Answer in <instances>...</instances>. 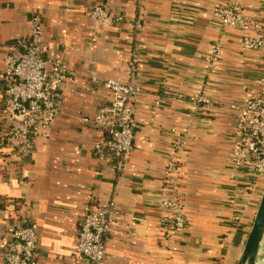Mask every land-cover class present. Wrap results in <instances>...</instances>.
Wrapping results in <instances>:
<instances>
[{
    "label": "crops",
    "instance_id": "1",
    "mask_svg": "<svg viewBox=\"0 0 264 264\" xmlns=\"http://www.w3.org/2000/svg\"><path fill=\"white\" fill-rule=\"evenodd\" d=\"M237 1L264 25V0H0V76L32 17L43 26L46 57L76 75L64 85L59 114L48 136L36 139L31 161L18 167L0 159V264L5 228L18 211L38 233L32 264H76L80 220L111 200L115 220L105 264L239 262L264 179L232 162L231 107L258 92L264 55L243 51L240 33L213 16L217 5ZM95 5L124 20L95 25ZM140 11L142 27L135 31ZM215 43L222 55L210 69L206 59ZM133 58L141 88L136 139L125 171L117 173L108 155L94 149L104 133L94 116L111 98L103 82L126 79ZM196 93L212 103H194ZM3 96L0 78V111ZM182 134L184 143L174 148ZM167 173H176L186 203L187 226L176 232L161 224Z\"/></svg>",
    "mask_w": 264,
    "mask_h": 264
},
{
    "label": "built area",
    "instance_id": "2",
    "mask_svg": "<svg viewBox=\"0 0 264 264\" xmlns=\"http://www.w3.org/2000/svg\"><path fill=\"white\" fill-rule=\"evenodd\" d=\"M143 0H138L142 5ZM142 11V10H141ZM135 23L141 30L142 12ZM221 26L240 33L243 51H260L264 55V25L249 15L240 2L217 5L213 10ZM91 21L105 28L122 22L113 17L105 5H95L90 12ZM206 59L208 68L215 67L222 55L219 43L211 47ZM43 26L38 17L29 20L28 35L11 44L0 76L3 83V107L0 111V159L6 164L23 167L34 155L36 139L48 136L59 114V102L64 85L72 81L75 73L60 60L45 55ZM137 60L133 58L124 70L126 79H108L103 82L110 101L94 116L101 128L102 140L94 147L97 153H106L112 160L113 170L125 171L134 149L136 122L134 105L141 91L136 81ZM192 101L198 105L212 102L203 93H196ZM235 114V131L231 150L232 162L239 171L253 173L264 179V77L258 81V92L241 105L231 107ZM184 143L183 134L174 142V148ZM170 171H175L172 162ZM176 173H167L161 206L164 209L162 226L170 232L185 228V200L178 189ZM116 204L113 200L88 211L79 222L76 264H105L106 238L115 220ZM5 264H32L39 237L31 219L18 211L5 228L2 237Z\"/></svg>",
    "mask_w": 264,
    "mask_h": 264
},
{
    "label": "water",
    "instance_id": "3",
    "mask_svg": "<svg viewBox=\"0 0 264 264\" xmlns=\"http://www.w3.org/2000/svg\"><path fill=\"white\" fill-rule=\"evenodd\" d=\"M255 213L253 225L245 243L242 256L237 264H254L257 251L261 249L264 239V189Z\"/></svg>",
    "mask_w": 264,
    "mask_h": 264
},
{
    "label": "bare ground",
    "instance_id": "4",
    "mask_svg": "<svg viewBox=\"0 0 264 264\" xmlns=\"http://www.w3.org/2000/svg\"><path fill=\"white\" fill-rule=\"evenodd\" d=\"M264 239L262 242V247L260 251L258 250L255 256L254 264H264V259H263V249H264Z\"/></svg>",
    "mask_w": 264,
    "mask_h": 264
},
{
    "label": "rangeland",
    "instance_id": "5",
    "mask_svg": "<svg viewBox=\"0 0 264 264\" xmlns=\"http://www.w3.org/2000/svg\"><path fill=\"white\" fill-rule=\"evenodd\" d=\"M262 79V78H261ZM264 245V244H263ZM263 259H264V249H263Z\"/></svg>",
    "mask_w": 264,
    "mask_h": 264
}]
</instances>
